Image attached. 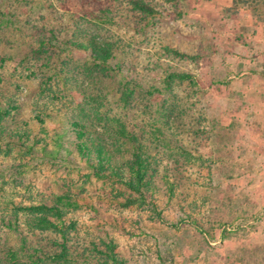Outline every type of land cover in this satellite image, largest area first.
Instances as JSON below:
<instances>
[{"label": "rangeland", "instance_id": "1", "mask_svg": "<svg viewBox=\"0 0 264 264\" xmlns=\"http://www.w3.org/2000/svg\"><path fill=\"white\" fill-rule=\"evenodd\" d=\"M108 1L51 0L49 9L0 0V107L11 111L3 125L39 143L23 154L0 139V262L6 247L61 243L26 210L45 206L62 211L55 223L86 264H264V0H148L154 18ZM107 7L114 23L94 37L115 43L118 69L78 50L25 63L60 16L104 18ZM62 60L71 83L50 82ZM173 74L189 78L168 88ZM127 83L138 88L125 106ZM71 123L97 141L78 139ZM96 142L121 181L95 178L81 159L77 145L87 143L97 163ZM137 152L150 169L144 200L124 186Z\"/></svg>", "mask_w": 264, "mask_h": 264}, {"label": "trees", "instance_id": "2", "mask_svg": "<svg viewBox=\"0 0 264 264\" xmlns=\"http://www.w3.org/2000/svg\"><path fill=\"white\" fill-rule=\"evenodd\" d=\"M58 1V0H57ZM62 4L65 3L66 0H59ZM101 6V2L107 3L108 0H92ZM115 2L125 1L132 7L133 10L143 14L144 16H148L154 18L156 16H160V13L157 10V5H151L148 0H111ZM168 1V0H166ZM41 3L44 8H53L51 0H41ZM42 7V8H43ZM43 8V9H44ZM101 15H104V18L98 17L93 12H88L91 18L94 20H89L88 14L80 17L70 16L68 21H63L60 16V21L58 20L59 25L57 27L50 28L46 31V29H42L45 33H49V38L46 40H42L40 45L36 48L31 49L30 53L25 57V63L32 58L34 62H38L41 60L42 55L46 51H51L60 53L70 52V51H82L89 52V61L93 66L97 68H104V71H114L118 69V67H114L110 64V61L115 57V51L117 47L115 43L112 41H103L102 43L98 42L94 34L98 32V30L103 29L104 27H108L113 24V19L109 17L110 8L101 9ZM144 20L145 17H144ZM148 24V23H147ZM91 32V34H89ZM89 34V35H88ZM39 40V39H38ZM39 42V41H38ZM32 67L35 66V63H31ZM30 66V65H29ZM30 71L33 73L30 67H28ZM57 71L51 77H48L49 81H55L59 83V80L62 83H71V64H67L65 60H62L61 65L56 67ZM89 73V68H86ZM85 69V70H86ZM28 75V76H30ZM70 76V77H69ZM177 79L178 81H184L189 78L188 75H178L173 74L168 77L167 87L170 88L172 83H169V79ZM138 86H131L129 83L123 86L121 101L126 106L136 93V89ZM49 92L52 93V86L47 87V89L42 90V93ZM7 109H3L0 107V139L4 136L8 138L10 141L11 148L17 149V153L21 152L23 154L33 153L34 146H39L38 141L35 144L29 143V138H25L26 131H16L11 130L8 131V126L5 127L4 121L10 115L11 111ZM12 118H15V115L11 114ZM36 119L42 123L43 121ZM72 128L74 129L72 132L76 133V137L80 140L81 138H85L87 142L94 143L97 139L91 140L86 136L84 131H77L79 128V124L71 123ZM76 130V131H75ZM122 135H125V129L121 130ZM61 137L58 135V141H56L57 147H62ZM98 150H96L97 154V163H92L91 160L86 156L90 152V148L87 146V143L77 145V150L80 154L81 159L86 160V166L91 170L93 176L99 180H109L118 181L120 179L121 170L117 167H112L110 165L111 157H107L108 154L104 155L105 147L101 144L95 143ZM93 146V144H91ZM43 146V145H42ZM43 148H47V145L43 146ZM47 153L43 149V153ZM59 153L58 151H54L50 153L49 158L56 159V155ZM103 154V155H102ZM135 154V155H134ZM133 158L127 162V169L129 177L126 181H124V186L133 193H136L142 200H144L142 189H147L150 184L148 181L146 182V177L149 174L150 169L149 165L145 160L142 159V156L137 152L134 153ZM87 157V159H86ZM112 167V168H111ZM33 216L31 222L34 224L35 229H39L41 231L45 230H55L59 232L60 237L62 238L61 243L54 241V247L52 249H41L32 248L29 252L25 247L21 250L14 249L13 247H6V256L5 262H0V264H86L89 260L84 255H78L75 253H70V238L66 233L60 230L58 224L55 221L62 222V218L64 214L57 207H45V206H36V207H28L26 209ZM37 214L39 215L36 216ZM2 222L0 223V225ZM58 247V248H57ZM23 254V255H21ZM109 257V256H108ZM114 264H120L116 261L113 256H111ZM107 260V259H106ZM107 263V261H105ZM108 264V263H107Z\"/></svg>", "mask_w": 264, "mask_h": 264}]
</instances>
